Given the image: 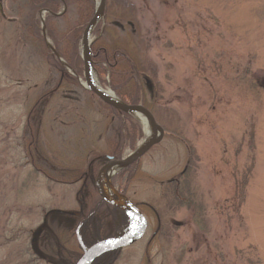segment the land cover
<instances>
[{"label": "rangeland", "instance_id": "374dc122", "mask_svg": "<svg viewBox=\"0 0 264 264\" xmlns=\"http://www.w3.org/2000/svg\"><path fill=\"white\" fill-rule=\"evenodd\" d=\"M26 1L0 0V264L27 262L48 228L47 214L70 227L77 222L68 215L75 214L80 184L48 183L34 174L31 158L60 175L120 137L118 122L79 80L63 83L33 110L56 89L58 75L21 26L18 9ZM130 1L138 22L120 0H110L104 42L126 49L140 67L141 41L150 39L157 101L143 82L165 136L139 160L127 187L146 208L147 228L123 249L120 264H264V0ZM135 119L143 130L138 148L146 126ZM192 149L203 217L168 206L167 184L184 172ZM132 222H110L115 238Z\"/></svg>", "mask_w": 264, "mask_h": 264}, {"label": "trees", "instance_id": "16d2710c", "mask_svg": "<svg viewBox=\"0 0 264 264\" xmlns=\"http://www.w3.org/2000/svg\"><path fill=\"white\" fill-rule=\"evenodd\" d=\"M120 1L125 9L131 10L132 22H138L135 4L130 0ZM109 6L110 0H107L105 18L109 16ZM18 10L23 30L32 41L41 45V52L47 65L58 75L56 89L42 95L34 105L33 110H35L63 83L73 82L78 86V79L72 77L73 75L59 58L80 78H84L81 42L88 24L95 15L96 4L94 0H27ZM41 12H45V30L40 17ZM107 33L108 29L104 27L103 20L93 31V36L97 40L91 47L92 62L100 85L109 87L124 104L143 105L155 115L156 104L149 103L143 82H148L147 87L156 94L157 101V97L160 96L159 67L150 57V39L145 37L141 41L140 68L138 62L126 49L105 44ZM46 40H49L56 55L47 47ZM98 101L108 111L112 120L118 122L115 125L120 130L119 138L113 136L107 140L105 151H93L84 165L60 175L41 167L34 158H31L34 174L43 177L48 183L62 186L80 184V189L75 195V214L68 215L77 218L76 224L70 227L67 224L51 221L50 218L48 220L49 214H47L45 225L48 228L43 229L38 235L41 240L40 245L36 249H29L26 253L28 260L25 264H77L85 249L115 238V229L110 226V222L120 217L121 227L125 228L130 224L127 214L102 201L96 184L98 173L107 162L112 159H123L127 149L136 150L138 142L143 137L142 126L133 116L117 111L99 99ZM30 155L32 157L31 151ZM138 162L123 169L113 179V185L126 197H128L127 187L136 175ZM196 172L197 155L192 149L191 158L184 172L167 184V187H170L168 206H176L177 209L183 207L196 209L203 217L205 208L196 201L197 195L193 186ZM124 181L125 186H123ZM132 202L146 215L144 205ZM122 254L123 250L108 252L90 264H120Z\"/></svg>", "mask_w": 264, "mask_h": 264}, {"label": "water", "instance_id": "95a60500", "mask_svg": "<svg viewBox=\"0 0 264 264\" xmlns=\"http://www.w3.org/2000/svg\"><path fill=\"white\" fill-rule=\"evenodd\" d=\"M42 1H63V0H42ZM106 1L107 0H99L96 5L95 15L88 24L84 35L82 37L81 42V56L84 63V73L83 80L69 67L66 66V63L59 58L60 62L67 68V70L75 76L83 88L89 92H91L94 96H96L102 103L105 105L123 112L127 113L131 116H135L136 114H141L144 116L146 122L149 127L152 128L153 134L152 137L148 140L144 141L140 147H138L130 156L127 158H123L120 160H110L107 162L99 171L97 176V188L98 193L104 203L107 205L113 206L116 209L127 214L132 220V226L130 231L123 237L114 238L111 240H107L101 243L96 244L95 246L85 249L83 256L78 261L77 264H90L92 261L97 259L98 257L112 251L123 250L132 246L136 243L145 233L147 228V220L139 209V207L134 204L128 197L123 195L118 191V189L112 184V182H108L105 178L106 173L112 168H118L119 171H122L125 168L130 167L131 165L138 162L141 158H143L154 146L158 145L165 136V131L163 127H161L156 118L143 105H127L120 101V99L114 95V99L107 97L103 92L102 88H98L94 82V77H96L95 70L92 62V52L91 47L93 44L92 41V33L100 23V21L105 16L106 10ZM42 25L43 30H45L44 19L42 17ZM44 36H46L44 32ZM47 47L56 55L54 48L52 47L49 40H46ZM84 82V83H83ZM101 87V86H100ZM136 117V116H135ZM117 173V174H118ZM110 190L111 195L114 196L115 199L110 197L108 194V190Z\"/></svg>", "mask_w": 264, "mask_h": 264}, {"label": "bare ground", "instance_id": "6f19581e", "mask_svg": "<svg viewBox=\"0 0 264 264\" xmlns=\"http://www.w3.org/2000/svg\"><path fill=\"white\" fill-rule=\"evenodd\" d=\"M98 3H99V0H96ZM94 82H95V84H96V86L98 87V88H102V87H100V84H99V82H98V80H97V78L96 77H94ZM84 83V82H83ZM102 92L107 96V97H109V98H112V99H114V95H113V93H112V91L111 90H105V89H103L102 88ZM145 126H146V138H145V141L146 140H148L149 138H151L152 137V134H153V130H152V128H150L149 127V125H148V123L146 122V120H145V118H144V116H142L141 114H136L135 115ZM118 171H119V169L118 168H112V169H110L107 173H106V175H105V178H106V180L108 181V182H112V179L114 178V176L115 175H117V173H118ZM108 190V194H110V197L112 198V199H115L114 198V196L113 195H111V193H110V190L109 189H107Z\"/></svg>", "mask_w": 264, "mask_h": 264}]
</instances>
